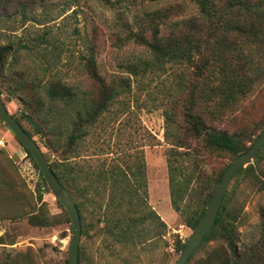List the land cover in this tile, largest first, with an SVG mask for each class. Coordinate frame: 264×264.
Instances as JSON below:
<instances>
[{
	"label": "rangeland",
	"instance_id": "1",
	"mask_svg": "<svg viewBox=\"0 0 264 264\" xmlns=\"http://www.w3.org/2000/svg\"><path fill=\"white\" fill-rule=\"evenodd\" d=\"M158 10L168 11V19H188L198 14V5L195 0H0V48H9L0 77L6 108L32 133L48 162L72 167L79 177L81 171L95 174L101 168L110 169L104 180L93 181L91 200L100 202V209L95 203L83 205L81 264H174L181 252L175 248L176 240L186 242L192 231L185 222L186 213L195 212L202 193L193 196L185 212L176 211L170 177L179 183L191 175L189 168L199 182L212 181L232 159L228 152L206 147L201 139L187 134L183 88L192 67L167 62L145 72L127 68L152 59L130 34L139 33L144 11ZM208 24L202 22L200 30L207 33ZM147 27L143 30L149 34ZM212 33L215 38L221 33V22ZM90 59L105 81L121 87L109 108L78 130L83 136L68 149L66 135L77 120L76 110L89 108L92 91L97 89L87 70ZM49 79L72 85L75 96L65 104L57 102L52 112L46 108L40 113L36 101L43 97L47 102L43 86ZM225 79L242 88L253 85L252 90L234 105L231 98L207 101L201 96L196 111L209 129L244 131L252 139L264 128V76L252 84L239 82L229 69ZM248 163L256 164L254 159ZM263 166L261 158L255 173L235 175L226 190L235 243L241 250L253 248L255 255V245L264 240V190L255 178H264ZM114 169L116 181L109 176ZM39 182V170L0 119V264H67L71 220L65 218L64 208L49 188L42 190V200L37 199ZM131 196L144 201L138 212L152 209L165 223L154 217L142 241L109 236L102 229L106 223L98 221V217L128 211L126 199ZM73 197L82 200L78 193ZM112 197L119 207L115 208ZM42 202L49 217H58L46 226L31 225L25 213L35 211ZM225 245L219 238L206 241L186 264H196L212 249ZM258 257L264 259V251Z\"/></svg>",
	"mask_w": 264,
	"mask_h": 264
},
{
	"label": "trees",
	"instance_id": "2",
	"mask_svg": "<svg viewBox=\"0 0 264 264\" xmlns=\"http://www.w3.org/2000/svg\"><path fill=\"white\" fill-rule=\"evenodd\" d=\"M195 1L198 5V14L190 16L188 19H173L171 16L168 19V11L164 10L152 11L150 13L144 11V19L141 17V21L139 22V33L130 34V36L133 37V40L137 44L144 46L149 51L152 59H141L135 64H129L127 68H131V70H134L133 72L141 68V71L145 72L147 69H160V67L156 66V63L162 66V64L167 62L182 64L186 68L192 67L183 88L187 95L183 104L187 134L191 137L201 139L206 147L228 152L233 159L239 153L245 151L260 133L251 139V135L246 134L244 131L228 132L223 129H209L202 121L200 113L196 111V105L198 104V100L201 99V96L207 101H216L223 97L226 100L231 98L234 100L232 102L234 105L241 97H244L252 90L253 85L249 88H242L241 84L234 85L233 82L231 83L232 80L230 82L226 80L225 76L229 69L235 71L239 82L252 84L255 79L259 78L260 81L264 76V0ZM234 10L236 12L235 16H233ZM205 21L209 23L207 33L200 30V24ZM220 22L221 33L215 38L212 32L216 28V24ZM145 24L148 25L147 29L149 34H146L143 30ZM8 50L9 48L5 45L0 48V77H3L5 62L3 56ZM93 63L94 61L92 59L88 61L87 70L89 76L96 82L97 89L92 91L90 107L76 110L77 120L72 123V129L66 135L68 149H71L77 143L78 139L83 136V133L78 130L82 131L87 125H91L98 115L109 108L112 99L118 94V90L121 87L119 84L117 86L116 84L105 81L96 72ZM123 81L121 79V82ZM44 83L43 90L47 102H45L43 97H38L35 106L36 110L40 113L46 108L52 112L57 102H63L65 104L75 96L74 87L60 79H49ZM14 118L32 136V133L16 117ZM28 118L32 120L30 116ZM24 150L34 166L39 170L31 154L25 148ZM261 158L264 160L262 149L253 157L256 162L254 166L252 163H248L245 167H241L235 175L240 173L247 174L248 172L255 173V168ZM49 165L58 180L68 189L71 196L73 197L74 193H78L82 198V200L76 201L73 197L79 211L81 234H84L83 205H93L95 203L100 209L101 203L91 200V191L95 188L92 185L93 181L99 183L104 180L106 178V171L110 169L101 168L95 174H92L95 171H91L89 174L81 171L83 174L79 177L73 173L72 167H61V164L57 161H50ZM227 166L223 167L212 178V181L207 182H199L197 178L192 176L195 171L189 168L188 170H191V175L187 179H181L182 181L179 183H176L178 181L174 179L173 175L170 177L171 204L176 211L185 212L193 196L200 195V192L202 193L198 197L197 202L199 203L195 212L186 213L185 222L189 227L193 228L198 222L214 188L219 183ZM169 168L172 170L174 166L170 164ZM115 170L109 174L114 181L118 179V173ZM261 172L264 177V166ZM120 173L124 175V171ZM39 174L40 182L36 190L37 199L40 201L42 200V190H48V186L40 170ZM255 178L260 183L258 184L259 188L264 190V178L259 177V175H256ZM124 190L122 188L123 194L126 192ZM226 197L227 192L223 196L215 220L207 230L199 247L206 241L216 238L224 241L226 245L212 249L206 257L198 260L196 264H264L263 257H258L261 250L264 251V240L255 245V250H258L256 255L252 251L253 248L241 250L237 247L234 238V226L232 221H229L233 220L234 218L232 217L234 216L227 211ZM126 202L128 203L129 209L128 211H124L123 214L115 216L118 212H114V215L111 217L107 215L104 219L98 217V221L106 223L102 229L109 236L116 237L117 239H121L119 236H128V239L125 238L128 241H142L148 235L154 217L158 219L161 225L165 226L164 221L152 209L146 210L144 213L138 212L140 210L139 208L142 209L144 203L142 199H135L131 196L127 197ZM112 203L114 205L120 204L119 202H115L113 197ZM58 204L63 207L61 203L58 202ZM117 207L119 205L115 208ZM108 208H111V206L108 205ZM63 211L65 218L69 221L70 218L66 210L63 209ZM25 214L31 225L39 226L52 224L56 221V219H52L58 217H49L43 207V202L35 211L33 210ZM184 243L180 239H177L175 248L181 251ZM81 250L82 247L79 245L78 264H81Z\"/></svg>",
	"mask_w": 264,
	"mask_h": 264
},
{
	"label": "water",
	"instance_id": "3",
	"mask_svg": "<svg viewBox=\"0 0 264 264\" xmlns=\"http://www.w3.org/2000/svg\"><path fill=\"white\" fill-rule=\"evenodd\" d=\"M0 119L6 123L11 132L15 135L23 147L31 154L39 167L42 176L55 196L56 200L61 203L71 220V238L68 248L67 264H78V251L81 237V223L79 211L76 203L68 189L58 180L50 168L42 149L36 140L30 136L20 123L8 111L4 102L0 98ZM264 146V128L255 139V141L243 152L235 156L225 169L219 183L213 190V193L196 225L192 228L184 246L179 253L174 264H186L190 256L196 251L209 227L212 225L220 209L223 196L230 184L232 178L241 167H244L256 153Z\"/></svg>",
	"mask_w": 264,
	"mask_h": 264
}]
</instances>
